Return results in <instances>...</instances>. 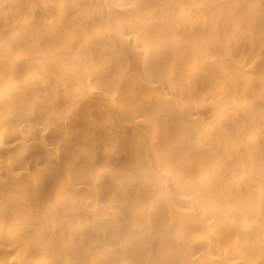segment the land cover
I'll return each mask as SVG.
<instances>
[{
    "label": "bare ground",
    "instance_id": "obj_1",
    "mask_svg": "<svg viewBox=\"0 0 264 264\" xmlns=\"http://www.w3.org/2000/svg\"><path fill=\"white\" fill-rule=\"evenodd\" d=\"M0 264H264V0H0Z\"/></svg>",
    "mask_w": 264,
    "mask_h": 264
}]
</instances>
